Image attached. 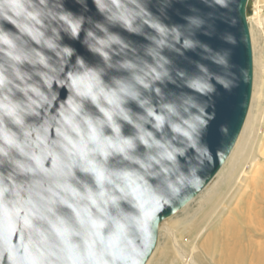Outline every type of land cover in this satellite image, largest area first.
Masks as SVG:
<instances>
[{"label":"water","instance_id":"obj_1","mask_svg":"<svg viewBox=\"0 0 264 264\" xmlns=\"http://www.w3.org/2000/svg\"><path fill=\"white\" fill-rule=\"evenodd\" d=\"M251 1L0 0V264L147 263L244 125Z\"/></svg>","mask_w":264,"mask_h":264},{"label":"bare ground","instance_id":"obj_2","mask_svg":"<svg viewBox=\"0 0 264 264\" xmlns=\"http://www.w3.org/2000/svg\"><path fill=\"white\" fill-rule=\"evenodd\" d=\"M250 7V15L247 17L248 25L249 20L252 19L253 22L255 21L258 29H263L264 31V25L262 26V22L264 23V0H252ZM249 31L252 45L255 41L250 25ZM252 61L255 63V59L253 60L252 58ZM256 63L261 67L260 60ZM252 109L250 101L248 114L237 142L216 176L190 203L161 223L157 245L160 236L166 233L169 239L167 245L172 244L171 246L174 247V255L177 254L180 258V261L176 260L173 262L174 264H200L192 252L193 245H190L191 247H188V249L185 248L182 242V236L177 233L178 230L174 226L178 223L177 220L180 215L190 209L191 204L201 193L202 195L205 193L209 196L211 195L209 199L212 200L215 194L220 191L224 184V182H220L222 175L226 169V172L230 169L229 166L227 167L228 163L233 162L232 169H234L243 153L245 135L249 129L253 115ZM262 150L264 153V146ZM250 169L251 177L249 178L247 174L249 180L246 183L243 195L239 198L238 194L232 195V198L236 200L231 207L225 206L221 211L219 209L217 215L211 221L210 226L205 230L204 234L200 235L201 245L197 246L200 252L207 256H212L211 254H213L214 250L217 251L221 245L220 251H222V256L227 264H264V167L254 165ZM228 178L231 179L232 175H228L227 180ZM157 245L146 264H154L156 261L155 259L159 254ZM221 257L220 259L222 260L223 258ZM220 259H218L219 264L223 262Z\"/></svg>","mask_w":264,"mask_h":264},{"label":"rangeland","instance_id":"obj_3","mask_svg":"<svg viewBox=\"0 0 264 264\" xmlns=\"http://www.w3.org/2000/svg\"><path fill=\"white\" fill-rule=\"evenodd\" d=\"M249 25L255 41L252 43L253 60L255 59V63L253 62L254 81L251 100L253 115L245 135L243 153L234 169H232L233 162L228 163L227 167L229 166L230 169L227 172L226 169L223 173L220 182H224V184L220 191L215 194L214 199L210 200L209 197L211 195L209 196L206 193L202 195L201 193L191 204L190 209L180 215L177 220L178 223L174 226L178 230L177 233L182 236L184 247L188 249V247H191L190 245H193L192 252L200 264H219L218 259L222 256V251H220L221 242L219 243V250H214L213 254H211L212 256H207L200 252L197 249V246L201 245L200 235L204 234L205 230L210 226L219 209L221 211L225 206L231 207L236 200L232 198V195L238 194V198L243 195L246 183L249 180L247 174L249 178L251 177L250 167L254 165L264 167V153L262 150L264 146V31L263 29H258L252 19L249 20ZM263 25L264 23L262 22ZM258 60L261 61V67L256 63ZM228 175H232V178L227 180ZM219 203L220 205L218 206ZM168 241V236L163 233L159 238L157 245L159 254L154 264H174V261H180L178 255H174L172 244L167 245ZM221 261L223 262H220V264H227L224 258Z\"/></svg>","mask_w":264,"mask_h":264},{"label":"snow or ice","instance_id":"obj_4","mask_svg":"<svg viewBox=\"0 0 264 264\" xmlns=\"http://www.w3.org/2000/svg\"><path fill=\"white\" fill-rule=\"evenodd\" d=\"M69 31L70 32H74L75 31V28L74 27L73 28H70ZM85 55H87V53H85Z\"/></svg>","mask_w":264,"mask_h":264}]
</instances>
